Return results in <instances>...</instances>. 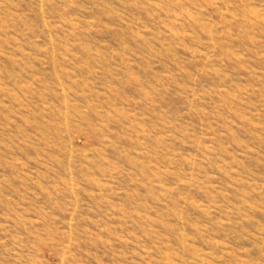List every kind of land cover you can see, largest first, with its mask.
Segmentation results:
<instances>
[{"label":"rangeland","instance_id":"1","mask_svg":"<svg viewBox=\"0 0 264 264\" xmlns=\"http://www.w3.org/2000/svg\"><path fill=\"white\" fill-rule=\"evenodd\" d=\"M0 264H264V0H0Z\"/></svg>","mask_w":264,"mask_h":264}]
</instances>
